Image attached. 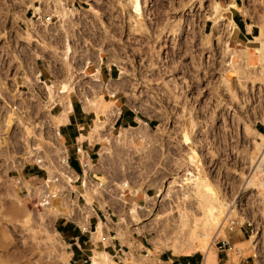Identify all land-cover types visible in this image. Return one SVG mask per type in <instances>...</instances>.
Wrapping results in <instances>:
<instances>
[{"label": "rangeland", "instance_id": "rangeland-1", "mask_svg": "<svg viewBox=\"0 0 264 264\" xmlns=\"http://www.w3.org/2000/svg\"><path fill=\"white\" fill-rule=\"evenodd\" d=\"M55 1L50 4L53 13H56L58 5ZM65 1L70 7L73 1V6L79 12L87 10L84 13L75 12L71 17L75 24L74 31L83 24V36L80 32L71 35L70 25L69 34L65 33L64 37L63 30L57 26L56 16L50 10L42 12L36 20V28L41 29L40 21L45 17H49L52 23L48 25L49 33L45 36L47 46H38L36 49L47 59L48 70L45 61L29 55L25 43L20 53L22 55H19L18 44L23 43L19 39L21 31L28 28L20 13L23 7H16L14 0H0V77L9 78L10 90L17 87L12 79L20 82V78L16 76L19 57L22 58V63L33 62L40 69L42 78L53 79L55 75L61 77L64 74L63 63L67 58L64 57L65 54L61 58L57 52L64 45L62 50L72 58L70 52L73 49L69 50L68 43L77 47L87 43L93 49L86 71L97 73V69L93 67L97 61L93 47L102 45L104 49L99 51L98 58V62L101 57L103 61L99 63L100 74L104 81L111 78L102 83L99 90L103 99L114 100L117 106L121 102L126 103L132 113L147 121V126L150 120L148 128L155 139L139 146L137 150L132 145H129L131 149L128 146L120 149L114 145V154L105 155L100 161L99 149L110 148V143L114 140L106 142L95 137L93 127L98 118L103 117L93 119L95 113L92 111L84 110L80 113L81 118H74L79 127L76 134H87L92 126L94 139L102 141L90 145L88 140L83 139V149L79 148L84 154V149H87L90 163L95 167L93 174L103 178L105 176L108 184L109 192L101 194L102 190H99V194L93 193L96 194L94 197L108 196L115 205V210L111 212L110 207L98 210L96 198L93 197L91 205L97 209L100 217L95 216L94 212L92 216H95V220L91 217L87 230L81 231L73 223L76 221L81 224L75 215L71 218L60 215L49 218L44 229L45 225L41 227V212L48 215L50 207L61 204L63 197L71 201L75 212L84 206V196L76 201L77 194L80 192L82 195L84 191L81 185L84 167L81 170L76 153H72L75 139H72V143L71 139L64 140L61 137L70 157L78 163L79 178L72 182L73 189H62L59 182L54 180V192L51 195L52 186L46 182V171L35 162H25L23 159L26 143L42 145L30 131L32 127L40 125L42 115L49 111L45 108L48 100H40L44 109V113H40L38 102L30 99L25 105H20L19 101L14 100L17 98L16 90L11 91L13 103L10 100L8 108L3 111L0 106V264H60L58 257L62 246L58 245L59 248L54 249L49 245L50 238L55 237L54 223L60 220L72 222L84 240L79 239L77 244L59 236L67 244L64 249L75 251V255L70 253L71 257L65 264H90L95 252L107 254L118 264H186L184 257L188 258L189 263L203 264L205 251L201 250L200 245L193 249L187 248L179 254L162 246L170 237V242L175 241L174 238H178L177 241L191 240L197 225H202L204 200L197 190L184 184V190L171 191L168 195L165 191L169 180L187 166L188 151L192 147L197 148L202 160L200 172L211 179L218 198L231 204L233 212L228 218L237 220L233 230L228 231L225 228L227 218L220 227V234L217 233L212 241L206 239L207 243L211 241L210 251L215 254V264H264V173L253 170L254 162L264 145V140L260 137L264 134V62L253 51L259 46V42L253 37L260 33L264 24V0H245L242 7L233 12L239 28L233 25L229 12L220 9V5L214 0H140L143 6L146 4L142 8L144 16L141 19L130 0H121L118 5L116 0ZM34 3L39 6L36 0H23L22 5L25 9L28 8L27 14L36 10L35 6V10L32 8ZM103 12L108 15L106 23L102 17ZM68 19L69 17L63 19L59 16L63 29L67 28ZM19 23L24 29L18 26ZM247 24L250 25L249 30L245 29ZM54 30L56 33H51ZM1 32L2 35L7 33V40L3 39ZM29 32L30 30L26 32V41L32 42L35 39L31 32L28 35ZM118 60L123 64V73L114 64L108 72L105 66ZM73 61L70 64L74 67L76 84L84 88L87 77H82L79 73L83 60L73 57ZM167 73L178 77L176 76L167 93H164L162 79L167 77ZM153 81L161 85L148 84ZM107 84L114 87L118 85L112 96L104 89ZM29 87L43 98L41 85L34 83ZM18 88L27 90L28 87L21 85ZM148 89L157 99L150 101L152 106L148 105ZM68 96L76 112V108H81L77 93L70 92ZM106 101L103 100L94 107L96 115L103 113L106 116L107 110L114 106L113 102ZM1 104L3 103L0 102ZM21 106L26 109L22 111ZM59 111L58 105L51 110L52 113ZM117 123L110 128V136L116 131ZM41 124L44 126L43 135L48 139L50 124L47 121ZM168 124L173 129L167 138ZM130 125L138 126V123L134 121ZM119 126L128 127L126 123ZM180 126L175 132V128ZM190 130L193 131L195 145L193 139L183 132ZM65 133L70 138L73 131L67 130ZM104 134L98 136L103 138L107 132ZM168 141L174 145H169ZM184 143L188 147L187 151ZM149 144H153L150 151ZM88 145L91 146L90 149ZM44 148L49 147L45 145ZM102 151L103 149L100 153ZM40 152L43 153L42 150ZM177 158H182L184 164L176 166ZM173 166L179 171L167 175ZM38 186L44 191L41 199L35 193V187ZM57 193L60 196L53 197ZM145 193L148 197L142 198ZM180 211L185 213L182 221ZM97 218L108 226L105 237L94 238L91 234L96 230ZM224 236L228 239L224 248L212 243ZM155 241L156 246L153 243ZM125 253H128L127 257Z\"/></svg>", "mask_w": 264, "mask_h": 264}, {"label": "bare ground", "instance_id": "bare-ground-1", "mask_svg": "<svg viewBox=\"0 0 264 264\" xmlns=\"http://www.w3.org/2000/svg\"><path fill=\"white\" fill-rule=\"evenodd\" d=\"M120 1L121 0H119L118 2L120 3ZM52 2H53V0H42V3L40 1H37V3H39V6L41 8L39 6H35V9L37 11H40V10L41 11L40 12L33 11V12H35L36 17L35 18H31L28 15H27L28 17L25 15L27 17L26 19H31V20L34 21V29H35V32H37V34L35 33V35L37 36V38H39V41H42L43 39L47 40L45 36L47 35V33H49L48 25L50 23H52V21L49 19V17H45V19L40 21V23H41V27L40 28L41 29H37L36 28V20H38L40 18V15H41L42 12H46L47 8H48V10H50L47 5L48 4H52ZM55 2H57V4L59 5V7L57 5L56 13L59 14V16L61 18H63V19H66L67 17H69L68 22H67V28L69 29V26L73 25V21H72L71 17L75 14L74 8H72V7L68 8L69 6L68 7L64 6L65 2L62 1V0H56ZM129 2L131 3V6L135 9L138 18L139 19L143 18V17H141L142 15L144 16L142 8L146 4L144 3L145 5L143 6L140 3V0H130ZM220 9H224L225 10L226 8H224L223 6H220ZM56 13H54V14H56ZM59 16L57 15V18H56V21L58 22L57 26H58V28L62 29L61 26H60ZM63 21H65V20H63ZM233 25H235V24L233 23ZM30 26H32V25H30ZM249 28H250V26H249ZM51 33H56V30L51 31ZM68 34H69V31H68ZM28 35H30V32L28 33ZM65 36H66V34L64 32V37ZM253 39L257 40L259 42V46L254 48L253 51L256 53V56L258 55V57H260V59H262V62H264V24H263V27H262L260 33L257 36H254ZM68 40H69V37H68ZM24 43H25V41H24ZM68 44H70L68 46L69 50H70V48L73 49L70 52L72 58L73 57L74 58L77 57V58L83 60L82 65L79 68V70H81L82 68L86 67L87 61L89 60V58H88L89 53H91V56H92L93 49L91 47H89V45L87 43H83L84 45H82L80 47L71 45V43H68ZM101 46L102 45H100V46L97 45V47L96 46L93 47L96 50L95 54H97L98 49ZM63 48H64V45H63V47L61 49H63ZM101 48H103V47H101ZM20 50H22V49H20ZM241 50H244V49H241ZM63 54H65L64 57H66L67 60H69L71 58V57L68 56V54H66V53H63ZM66 58H65V60H66ZM258 60H259V58H258ZM90 61H91V59H90ZM259 61H261V60H259ZM113 63L114 64L117 63L118 65L117 64H115V65L118 66L120 68L121 72L123 73L124 67L122 66L123 64L120 63V60H118V62H113ZM24 64L26 65V63H24ZM44 64H45L46 68L49 70L47 64L46 63H44ZM35 69L38 70L37 68H35ZM81 74H82V77H87V79L90 78V76H88L86 74H83V73H81ZM20 75L22 77L23 83L25 84V81H24V78H23L24 72L22 71V69H20ZM64 76H65V67H64L63 76L58 77L57 75H55V77H53V79H50L49 81H42L38 77L39 78L38 84H40L41 88H42V86H45L46 83L51 84V81H53L54 79H62ZM107 79L109 80L111 78L108 77ZM100 81L101 82H107V81H104L103 79L100 80ZM75 84H72V83H70L69 85H62L61 84L62 86H60V88H58V90L54 89V85H56V84H54L52 87L50 85L49 88H48V94H49L48 97H47L48 99L46 98V94L44 93L45 92L44 88H42L43 89V94H44L43 98L38 97V95L36 94V96L40 100H43V99H45V100L47 99L48 100L46 102V104H45L46 111H48L52 107L53 104H54V106L55 105L59 106V104H55V103H60V105L62 107L61 113L52 117V119H53V121H52L53 125L52 126L54 128L57 127L59 124L67 121V113H68V110L71 108V103H70V101H67V104H65L63 102L64 100H62L61 96L62 95L65 96L66 93L69 94V92L75 91V89H76L75 88L76 87ZM1 85H3V83H1ZM56 86H58V83H57ZM90 86L92 88H95L96 89L95 92H96V91H99L101 89V86H103V84L98 82V81H92ZM117 87H118V85L113 87V86H110V84H107L104 87V89L107 91L108 95L110 94L112 96L114 94V92H115ZM7 89H9V88H7ZM27 91H28V88L24 92V95H22L21 93H18V91L16 90L15 94H16V97L20 99V101H19L20 105H25L26 101L28 100L27 99ZM9 95L12 96L11 92L9 93ZM0 96H1V98L3 97V95H0ZM24 96H26L25 97L26 99L23 100ZM79 97H80V95H79ZM79 97H78V100L80 102ZM103 100L104 99H103L102 94H98L96 96H93L92 99H90V102H87L85 100L82 103H83V107L84 108H87V104L88 103H91L90 105H93V108H94L95 106L100 105L103 102ZM80 104H81V102H80ZM8 106H9V104H8ZM113 107L114 106L112 105L107 110L105 118L104 119L102 118L103 120L98 118V120L96 121L95 126L93 127V132H94V134H96L95 137L97 139L100 138V139L105 140L106 142H109L111 139H113L115 142L119 143V145H123V146H126V147L128 146L129 148L132 145V146H134L136 148V150L138 149L139 146L142 147V146H144V144L146 145L148 142L150 143V141L155 139V138L153 139V135L154 134L153 133H152L153 135L150 134L149 128H148L147 124L145 123V121H143L140 118H137L138 126H128V127L117 126L116 127V131L114 132V134L110 136L108 132H109L110 128L112 127V124H111L112 123V118H113L114 114H116L115 113V109ZM59 108H60V106H59ZM81 108H82V105H81ZM42 126L43 125H41V127ZM35 128H37L38 131L35 130ZM39 128H40V125L37 126V127L34 126V127H32V130L30 132H32L34 134V137L36 138V140L38 139L37 142H42V139H43V137L45 138V136L43 135V131H41V130L39 131ZM53 132H52V134H53ZM102 132H107L108 136L106 135L103 138H101L102 136H98V135H101ZM260 137L264 140V134H262ZM84 138H85L84 134H82V133L79 134V136H78L79 141H82ZM25 142H26V140H25ZM263 143H264V141H263ZM50 144H51V142H50ZM53 146H55V145L52 144V147ZM149 146H150V144H149ZM43 147H42L41 144L35 146L32 143H29V142L26 143V147H25L26 151H24L25 155H24L23 159L25 161H28V160L31 159L32 161L34 160L35 162H38L40 164L41 168L46 171L47 176H48L46 182L50 186H52L51 195H53V192H54L53 191L54 190L53 187L55 186V184H54L55 181L59 182V187L62 188V189H69V188L73 189L74 185H73L72 182L74 180H76V176L77 175L72 172L70 167L67 165V163L63 159V157H61L62 156L61 155L62 154L61 153L62 149L60 151V148H59L60 146L59 147L55 146L56 147V148L54 147L55 150H54V148L52 149V152L55 151V154L59 153V155H61L59 157V155L57 154L60 159L56 160L57 163L55 161L52 164L48 162L49 161L48 159H47V163L46 162L45 163L42 162V161H46L42 157L41 158L43 160H41L40 155H39L41 153L40 151L43 150ZM145 147L148 148L147 146H145ZM49 148H50V146H49ZM51 148L49 150H51ZM48 149H46V153L49 152ZM120 149H122V148L120 147ZM143 149H144V147H143ZM106 151H107L106 149H103V151L100 153L101 154L100 161L103 160V158H104L103 156H104V153ZM201 161L202 160L200 159L199 152L193 147L190 148L189 151H188V164H187V166L184 169H181V171L178 173L177 176H174V177H172L169 180L165 191H166V195H168L169 192H171V191H180V189L184 190V188H183L184 184H187L193 190H197L202 195V199L204 200L202 202L203 203V216H202V221H201L202 225H197L196 230L193 232L194 234H193V237H192L191 240L190 239H185V240H182V241H177L178 238H174L175 241L170 242L169 240L172 239L170 237L166 241H164V243H162V246L168 247L171 250H173V252L179 254V253H182L183 251L187 250V248L193 249V248H195V246H199L200 245V247L202 248L201 250L205 251V253H204V255H205L204 257L205 258H204L203 264H215L216 263L215 254L212 251H210V242L215 238V236L219 232L221 225L227 220V218L231 214V212H233V208L231 207V204H227L226 202H224V201H222V200H220L218 198V196H217V194L215 192V187L213 186L211 179L207 175H203L200 172ZM81 162H82L83 167H84L83 176L81 177L82 178L81 185H82V187L84 189V191L82 192V195L85 198L84 206L80 207L79 210L77 212H75V210H74L75 208L72 205L71 201L68 200V198L63 197V199L61 200V204H59V205L58 204H54V205H52L50 207V213L48 215H45V213L41 212V214H42L41 215V220L43 222V224L41 222V224H42L41 227H43V225L47 224V222H48L47 219H49V218L53 219L57 215H60V216H63V217L65 216V217H69V218H71V217H73L75 215V216H77V220L81 223L82 227H85L84 223L87 222L88 217L94 215V210H93V207L91 205V196L92 195L93 196L96 195V194H93L95 192L97 194H99V190H103L105 188V186H107V181L105 179V176L103 178L102 176H98L96 174H93V171H94L95 167L93 166V164L90 163V160L87 158L86 154H84V153L82 155V161ZM176 164H177L176 166L183 165L184 164L183 163V159L182 158L181 159L177 158ZM253 170L254 171L258 170V171H261L262 173H264V145L261 148L260 153H259L258 157L256 158V160L254 162ZM16 182L18 183L19 181L16 180ZM151 183L153 185V182H151ZM27 189H28V192H30V189L29 188H27ZM35 189H36L35 190L36 191L35 192L36 195H38V198L41 199L40 197L43 196L44 191L41 189L40 186L35 187ZM54 195L55 196H53V197L60 196V194H58V193L54 194ZM180 214H181L180 215V219L182 221L184 216H185V213L183 211H180ZM198 222H200V221H198ZM46 226L47 225H45V227H43V228L45 229ZM106 227L108 228V226L106 224H104L101 220H98L97 226H96V230L91 232L92 236L94 238L95 237L96 238L103 237L104 233H107L105 231V230H107ZM54 234H55V237H51L50 238L49 245L52 248H54V249L59 248L58 245L62 246V249H60L61 251H59V257L58 258L60 259V261H59L60 264H63V263L65 264V263L68 262V258H69L70 252L68 250L64 249V248H66L65 247L66 245L60 240V238L57 236L56 232H54ZM218 234H220V233H218ZM208 238L211 240V241H209V243L206 242V239H208ZM153 243H154V246H156L157 242L155 241ZM125 256L127 257L128 253H125ZM90 264H118V263L112 257H109L107 254H99L98 252H95L91 256ZM139 264H142V263H139Z\"/></svg>", "mask_w": 264, "mask_h": 264}, {"label": "crops", "instance_id": "crops-1", "mask_svg": "<svg viewBox=\"0 0 264 264\" xmlns=\"http://www.w3.org/2000/svg\"><path fill=\"white\" fill-rule=\"evenodd\" d=\"M36 1H40V2H42V0H36ZM214 1H216L220 6H223V7H225L226 9H227V11L229 12V14H230V17H231V20H232V22L238 27V25H237V22H235V20H234V16H233V12L235 11H238L241 7H242V5L244 4V2H245V0H214ZM53 3V2H52ZM36 5V3H34L33 4V9H34V6ZM48 7H49V9H50V12H52V7H51V5L50 4H48L47 5ZM73 8H75V12H76V14L79 12V10L76 8V7H73ZM35 10V9H34ZM46 11H49L48 10V8L46 9ZM87 11V10H86ZM86 11H80L79 13H84V12H86ZM35 12H40V11H37V10H35ZM28 17V16H27ZM25 15H24V20H25V22L27 23V25H28V28L25 30V31H21V39L23 40V42L25 41V45H27L28 46V50H29V55H32V56H35V57H38V58H40V59H42L43 61H45V63L47 64V66H48V61H47V59H45L43 56H42V53H40V51L39 50H37L36 48L39 46V47H44V46H47V40H45V39H43L42 41H39V38H37V36L35 35V29H34V21L33 20H31V19H26L27 18ZM240 19V18H239ZM68 22V21H67ZM30 25H32V26H30ZM75 24H73L72 25V29H71V32H70V34L71 35H73V34H79V32H80V34L82 35L83 34V31H84V29H83V24L81 25V27H76L75 29H76V31H74V29H73V26H74ZM249 26L250 25H248L247 24V28H245V29H247V30H249ZM66 27H67V25H66ZM62 28V27H61ZM239 28V27H238ZM63 29V28H62ZM28 30H30V32L33 34V39H35L34 41H32V42H28V41H26V32L28 31ZM34 31V32H33ZM63 31L66 33V34H68V28H66V29H63ZM246 31V30H245ZM83 36V35H82ZM89 40H90V38H89ZM101 47L98 49V52H97V61L95 62V64H94V68H96L97 69V73H95L94 71H86V67H84V68H82L80 71H79V73H83V74H86V75H88V76H90V78H88L87 79V82H85V85H86V87H87V89H86V87H84V88H82L81 87V85L79 86V85H76L75 83V79H74V67L70 64V63H74V61H73V58L72 59H70L71 60V62L70 61H68V60H66L67 62H65V63H63L64 64V67H65V76L62 78V79H54L53 81H51V84H49V83H46L45 84V86H42V88H44L45 89V94H46V98L48 97V87L51 85V87L54 85V84H56L57 85V83H58V86H56V85H54V89L55 90H58V88H60V86H62V85H69L70 83H72V84H75V88L77 89H75V91H71V92H75V93H77V96L79 97V95H80V97H79V99H80V102H81V100H86L87 102H90V99H92V97L93 96H95V95H98V94H101V92L100 91H96L95 92V88H92L90 85V83L92 82V81H94L95 79H96V81H98V82H100V83H104V82H101L100 81V78H99V69H98V58L100 57V53H99V51H101ZM36 50V51H35ZM55 51L57 52V50L55 49ZM59 52H61V53H59ZM59 52H57L59 55H60V57L61 58H63V53L65 52V51H63L62 49H60L59 50ZM36 54H38V56L36 55ZM19 57V56H18ZM88 58H89V60L87 61V65L90 63V58H91V53H89V56H88ZM19 62L20 63H18V67L19 68H21L22 69V71L24 72V75H23V78H24V81H25V84L28 86V91H27V99L28 100H30V99H32L34 102H38V105H39V107H40V113H44V109H43V107H42V104H43V102L42 101H40V99L36 96V94H35V92H34V90L32 89V87H29V85L30 84H34V83H36V84H38V82H39V78H38V73H39V71L38 70H36L35 68V66H34V64H33V62H29L28 61V63H26V65L24 64V65H21V62H22V58L21 57H19ZM69 64V65H68ZM86 65V66H87ZM72 80V81H71ZM69 84H68V83ZM62 85H61V84ZM89 83V84H88ZM60 84V85H59ZM78 84V83H77ZM56 86V87H55ZM114 87V86H113ZM79 89V90H78ZM88 90L90 91V92H88ZM99 90V89H98ZM101 90V89H100ZM70 93V92H69ZM86 93V94H85ZM93 95V96H92ZM91 96V97H90ZM35 98V99H34ZM82 98V99H81ZM88 98V99H87ZM64 101V103L65 104H67V101L69 100L70 101V103H71V108L68 110L69 112L67 113V121H65V122H63V123H61V124H59L57 127H53L52 125V121H53V119H52V117L53 116H56V115H58V114H60L61 113V111H62V108H61V105H60V103H56V104H59V106H60V111H59V113H51L50 112V109H49V111L47 112V114L46 115H42V122L41 123H44V122H49V128H50V130H49V132H48V134H49V138L47 139L46 137L44 138L43 137V139H42V147L44 146V145H47L48 147L50 146V148L52 147V144L53 145H55L56 147H59L60 148V151H61V149H62V156L61 155H59V153H57L58 155H59V157L61 156V157H63V147H62V145H61V143L58 141V137H59V133L61 134V136L64 138V140H66V138H68V139H71V141H72V143L74 142L72 139H76L78 142H80L79 141V139H78V136H79V134H81V133H79L78 135L76 134V127H75V125L78 123L77 121H75L74 120V118H76V117H82L81 115H80V113H82L84 110L85 111H92V112H94L95 114H94V118L93 119H95V117L97 118V117H103V119L105 118V114L104 115H102L103 113H100V115H96V111L94 110V108H93V105H90L91 103H88L87 104V108H84L83 107V104H82V102H81V105H82V108H76V112H75V109H74V107H73V103H72V101H71V99L69 98V96H68V93H66V95L64 96V99H63ZM104 100L106 101V99L104 98ZM46 101H47V99H46ZM66 101V102H65ZM45 102V101H44ZM106 102H113L114 103V100H108V101H106ZM121 105H125V107H123L122 108V106ZM54 106V105H53ZM52 106V107H53ZM89 106V107H88ZM92 106V107H91ZM92 109H91V108ZM114 109H115V113L116 114H114V116H113V118H112V126H115V124L117 123L118 125L117 126H119V125H123L124 123H126V125H128V126H131L130 124H129V122H132V121H136L137 122V118H140L139 117V115L138 114H136V113H132V110H131V108H130V106H128L126 103H123V102H121L120 104H118V106L114 103V107H113ZM77 113V114H76ZM77 115V116H76ZM46 116V117H45ZM48 116V117H47ZM136 116V117H135ZM46 118V119H45ZM102 119V120H103ZM141 119V118H140ZM41 125H43V124H40V128H39V131L41 130V131H43V127L44 126H42L41 127ZM71 125V126H70ZM57 128H58V131H57ZM91 129H92V126H90V129H89V132L87 133V134H84V133H82V134H84L85 135V140H88L89 141V143H90V145H92V143L93 142H102L101 140H95L94 139V134H93V132L91 131ZM67 130H72L73 131V134H72V137H68V135L65 133ZM38 131V130H37ZM54 131V132H53ZM52 132H53V134H52ZM183 132H186L189 136H190V138L192 139V137H191V133L190 132H188V131H183ZM182 132V133H183ZM259 133H261L260 131H258ZM44 133V132H43ZM102 133H106V132H102ZM55 137V138H54ZM52 138V139H51ZM38 140V139H37ZM44 140V141H43ZM53 141V142H52ZM50 142H51V144H50ZM111 144V147L110 148H107V147H101L100 149H99V151H98V155H99V158H100V151H101V149H106L107 151L104 153V156L103 157H105V155H108V154H114V150L113 149H115V147H114V145L115 146H118V148H124L125 146H123V145H119V143H117V142H115V141H113V142H111L110 143ZM121 144V143H120ZM153 145V144H152ZM152 145L151 146H149V151L150 150H152L151 149V147H152ZM55 146H53L52 148H51V150H49L48 148V150H49V152L48 153H46V149L43 147V150H42V154L40 153L39 155H40V158L42 157V158H44V160H46V161H42V162H46L47 163V159L49 160L48 162L49 163H54L56 160H59L60 158L58 157V155L57 154H55V151H53L52 152V149L55 147ZM81 146H82V143H81ZM120 146V147H119ZM183 146L186 148V151H187V149H188V147H187V145L184 143L183 144ZM55 147V148H56ZM89 149L91 148V146H87ZM55 148H54V150H55ZM195 148V147H194ZM197 149V148H196ZM45 150V151H44ZM80 151H83V150H81L80 149ZM113 151V152H112ZM186 151H185V153H186ZM198 151V150H197ZM58 152V151H57ZM199 152V151H198ZM51 153V154H50ZM72 153H73V151H72ZM87 153H88V151H87ZM42 155V156H41ZM55 155V156H54ZM52 156V157H51ZM112 156H115V155H112ZM41 158V160H43ZM55 158V159H54ZM89 160H90V156L88 155V157H87ZM64 159V158H63ZM104 159V158H103ZM53 160V161H52ZM29 161H32L31 159L30 160H28V161H25V162H29ZM52 161V162H51ZM82 161V160H81ZM33 162H35L34 160H33ZM36 164H38V166L41 168V166H40V164L38 163V162H35ZM56 163H57V161H56ZM68 165V164H67ZM69 167H70V169L72 170V172L74 173V174H77V176H76V179L77 178H79V173L72 167V166H70V165H68ZM44 170V169H43ZM45 171V170H44ZM108 187V184H107V186H105V188L101 191V194L104 192V191H107V192H109V189L107 188ZM151 187H153V186H148V188H151ZM107 189V190H106ZM147 192V191H146ZM80 193V192H79ZM77 194V198H76V201H77V199L79 198V197H81L82 198V196L83 195H80V194ZM145 196H143L142 195V198L143 197H145V198H147L148 197V195L145 193L144 194ZM94 197V196H93ZM93 197H91V198H93ZM94 198H96L95 200H96V207H97V209L98 210H105L106 209V207H110L111 208V212L113 211V210H115L114 209V204H112V202H110V199H109V197L108 196H106L105 195V197L103 196V198H100V195H98V196H95ZM93 200V199H92ZM92 200H91V204H92ZM99 201V205H98V201ZM126 201V200H125ZM97 209H94L93 208V210H94V212H95V216H98V217H100L99 216V214H98V212L96 211ZM95 216H89L88 217V219H87V223H86V225H85V227H82V225L81 224H79V223H77L76 221H74L73 223H75V224H77L79 227H80V229H81V231L82 230H87L88 229V224H90V219H91V217L93 218V221L95 220ZM57 217V216H56ZM57 219V218H56ZM99 218H97V220H98ZM101 220V219H100ZM96 223H97V221H95V225H96ZM54 224H56L55 226H54V232H56V234H57V236L59 237H61V238H67V239H70V242L72 243V242H75V243H77L78 244V240L80 239V240H82V241H84L81 237V232L79 231V229L78 228H76L74 225H72V222H70V221H68V220H60L59 222H55ZM57 228H59V229H57ZM61 240V239H60ZM62 241V240H61ZM63 242V241H62ZM234 242V241H233ZM64 243V242H63ZM66 246H67V244L66 243H64ZM71 254L73 253L72 252V250L71 251H69ZM77 254V253H76ZM71 256H69V258H70ZM77 260H78V258H76ZM184 260H185V263L186 264H192V263H189V261H188V258H186V257H184ZM182 264V263H181ZM201 264H202V262H201ZM232 264H235V262L234 263H232Z\"/></svg>", "mask_w": 264, "mask_h": 264}, {"label": "built area", "instance_id": "built-area-1", "mask_svg": "<svg viewBox=\"0 0 264 264\" xmlns=\"http://www.w3.org/2000/svg\"><path fill=\"white\" fill-rule=\"evenodd\" d=\"M15 1V3H16V7H23V10L22 11H20V13L23 15V17H24V15H28L29 17H31V18H35L36 17V15H35V12H33V11H31L29 14H27V11H28V8L27 9H25L24 8V5H22V3H23V0H14ZM64 2H65V5L66 6H69L68 4H67V1H65L64 0ZM71 7H73V1H71ZM116 5H118V0H116ZM70 7V6H69ZM51 13H53V12H51ZM17 15H18V13H17ZM53 16H56V18H57V15L56 14H54L53 13ZM16 23V22H15ZM182 24H183V22H182ZM182 24H181V26H182ZM18 26H20V28L21 29H24V28H22L21 27V25H20V23L18 24ZM3 32V31H2ZM2 32H1V35H2ZM5 32H6V30H5ZM4 32V35H2V37H3V39H6L7 40V33H5ZM19 39H21V38H19ZM21 41H23L22 39H21ZM24 47V42L23 43H19L18 44V51H19V53H22V50H20V49H22ZM113 48V47H112ZM113 50H114V48H113ZM19 55H21V54H19ZM101 62H103L102 61V57H101V59H100V61L98 62V69H99V63H101ZM112 64H114L113 62L112 63H110V64H108V65H106L105 66V68L108 70V72H109V70L111 69V66H112ZM21 65H24V63H22L21 62ZM115 65V64H114ZM163 66H165V65H163ZM36 67V66H35ZM37 69H38V71H39V73H38V77L42 80V81H49L50 79H48V77H46L47 78V80H46V78H42L41 77V71H40V69L38 68V67H36ZM151 68H153V67H151ZM20 69L21 68H19L18 66H17V70H18V72H17V74H16V76H18L19 78H20V82H17V80L16 79H12L13 80V83H17V87H15V89L14 90H17L18 91V93H21L22 95H24V92L26 91V90H22V89H19L18 88V86H21V85H25L24 83H23V80H22V77H21V75H20ZM168 75H167V77L166 78H163L162 79V84H163V86H164V93H167V91H168V89H169V87L171 86V85H173L174 84V82H175V78H176V76L178 77V75H171V74H169V73H167ZM15 78V77H14ZM99 78H100V80H102V76H101V74H100V70H99ZM8 80H9V78H7L6 77V79L5 78H2V77H0V82L1 83H3V86L2 85H0V92H1V94L3 95V97L2 98H0V102H2L3 104H1L0 106H1V111H3L5 108H8V104L9 103H11V101H12V103H13V100H12V97L9 95V93L11 92V91H14V90H10V88L8 87ZM148 84H154V85H161V83L159 84V83H157L156 81L154 82H151V83H148ZM40 85V84H39ZM7 88H9V89H7ZM37 94V93H36ZM26 95V94H25ZM38 95V94H37ZM44 95V94H43ZM150 95V96H149ZM8 97V98H7ZM26 96H24V98H23V100L24 99H26L25 98ZM38 97H40V95H38ZM44 97V96H43ZM148 105H150V106H152V102H150V101H154V100H157V99H155L154 97H153V94H152V92L150 91L149 92V89H148ZM40 98H42V97H40ZM11 100V101H10ZM16 102H18V101H20V99L19 98H16V99H14ZM56 106V105H55ZM21 108L23 109L22 111H24V109H26V107H22L21 106ZM54 108V106L53 107H51L50 108V111L52 110ZM21 112V111H20ZM69 112V111H68ZM188 114H190V113H188ZM188 114H186V116L188 115ZM185 116V117H186ZM149 121L150 120H148V127L150 128V125H149ZM145 123H147V121H145ZM78 124V123H77ZM77 124L75 125L76 126V129L77 130H79L78 128V126H77ZM187 125H188V122H187ZM181 126H183V125H181ZM181 126L179 127V128H175V132H177L180 128H181ZM186 125H184V127H185ZM172 129H173V127L170 125V124H168V126H167V130H166V136H167V138H168V134L169 133H172ZM57 131H58V128H57ZM167 131H169V132H167ZM192 130H190V133H191V137H192V139H193V141H194V137H193V135H192ZM61 134L59 133V137H58V139L60 140L61 139ZM60 143H61V145H62V147H63V158H64V160H65V162L68 164V165H70L69 164V162H68V160H69V157H70V155H69V152H68V148L66 147V145L64 144V141H62V140H60L59 141ZM168 142H170V141H168ZM81 143H82V141H80V142H77V140L75 139V145H74V150H73V152L74 153H76V157H77V160H78V162H79V165H80V168H81V170H82V167H83V164H82V162L80 161V157H81V151L79 150V148H82V146H81ZM173 143L172 142H170L169 143V145H172ZM196 144V142L194 141V145ZM174 145V144H173ZM83 149V148H82ZM84 151H85V154H86V156L88 157V153H87V149H84ZM25 163V162H24ZM23 163V164H24ZM168 168V167H167ZM166 170H168L169 171V169H166ZM170 170H171V172H168V174L167 175H171V174H176L175 173V171L177 170V171H179L178 169H174V166L172 167V168H170ZM146 191H147V189H146ZM236 223H237V220L235 219V218H232V217H229L228 218V220L226 221V224H225V228H226V230H228V231H231V230H233V228L235 227V225H236ZM213 244H216L217 243V246L218 247H222V248H224L225 247V245L228 243V239H227V237L226 236H224V237H221V238H218L216 241H213L212 242Z\"/></svg>", "mask_w": 264, "mask_h": 264}, {"label": "trees", "instance_id": "trees-1", "mask_svg": "<svg viewBox=\"0 0 264 264\" xmlns=\"http://www.w3.org/2000/svg\"><path fill=\"white\" fill-rule=\"evenodd\" d=\"M129 124H134V121L129 122ZM68 162H69L70 166H72L77 172L80 171V168H79L78 163H77L76 160H74L71 157H69ZM57 229H59V228H57ZM72 255H75V251H73Z\"/></svg>", "mask_w": 264, "mask_h": 264}, {"label": "flooded vegetation", "instance_id": "flooded-vegetation-1", "mask_svg": "<svg viewBox=\"0 0 264 264\" xmlns=\"http://www.w3.org/2000/svg\"><path fill=\"white\" fill-rule=\"evenodd\" d=\"M103 18V20H104V23H106V22H108V20H106V19H108V15L107 14H104V12H103V16H102ZM152 20V18H150V21ZM150 21H148V23H150Z\"/></svg>", "mask_w": 264, "mask_h": 264}]
</instances>
